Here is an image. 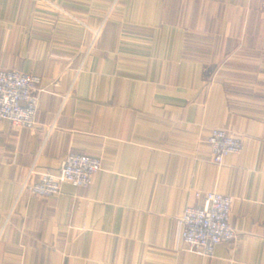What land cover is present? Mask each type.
<instances>
[{
    "label": "crops",
    "instance_id": "0c3cea01",
    "mask_svg": "<svg viewBox=\"0 0 264 264\" xmlns=\"http://www.w3.org/2000/svg\"><path fill=\"white\" fill-rule=\"evenodd\" d=\"M0 69L38 75L36 126L0 120V264H264V15L259 0H0ZM213 127L243 139L214 163ZM86 187L20 191L68 153ZM232 197L237 236L183 249L195 193Z\"/></svg>",
    "mask_w": 264,
    "mask_h": 264
},
{
    "label": "built area",
    "instance_id": "2783aa9c",
    "mask_svg": "<svg viewBox=\"0 0 264 264\" xmlns=\"http://www.w3.org/2000/svg\"><path fill=\"white\" fill-rule=\"evenodd\" d=\"M264 15V0H259ZM38 75L16 70L0 69V120H7L15 128L33 129L39 94L43 91ZM207 145L214 163L220 164L230 154L240 153L243 139L225 129L213 127ZM101 169L98 157L68 153L57 173L31 169L21 182L20 191L39 197L60 192L64 183L86 187ZM201 205L186 206L178 218V238L183 249L203 257H212L217 244L233 242L237 236L229 222L232 197L218 192L195 193Z\"/></svg>",
    "mask_w": 264,
    "mask_h": 264
}]
</instances>
